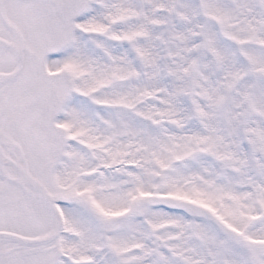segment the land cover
I'll use <instances>...</instances> for the list:
<instances>
[{
	"label": "snow or ice",
	"instance_id": "1",
	"mask_svg": "<svg viewBox=\"0 0 264 264\" xmlns=\"http://www.w3.org/2000/svg\"><path fill=\"white\" fill-rule=\"evenodd\" d=\"M0 264H264V0H0Z\"/></svg>",
	"mask_w": 264,
	"mask_h": 264
}]
</instances>
